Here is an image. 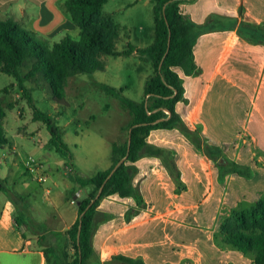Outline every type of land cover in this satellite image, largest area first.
<instances>
[{
  "label": "crops",
  "instance_id": "0c3cea01",
  "mask_svg": "<svg viewBox=\"0 0 264 264\" xmlns=\"http://www.w3.org/2000/svg\"><path fill=\"white\" fill-rule=\"evenodd\" d=\"M143 1L154 6L151 0H132L130 4L121 7L120 13L134 10V7ZM65 2L66 0H0V21L14 20L23 29L37 33L52 42H61L66 37L78 38L81 33L80 29L66 11ZM248 4L254 8L264 9V0H187L181 5L186 18L197 25L198 37L194 46L196 70L191 76L183 75L185 94L177 104L176 111L186 127L195 132L200 141V147H197L193 140L178 128L158 129L152 131L151 134L155 131H163L167 134H169L168 132H179L200 150L214 151V148L223 143L225 138L232 136V131L238 129L242 133L241 141L245 144L243 146L245 151L241 152L242 161L247 163L248 158H256L264 167V18L255 16L250 11ZM105 6L104 12L111 14L105 11ZM111 15L113 16V14ZM129 19L117 23L114 18L123 31L120 42L117 43L118 51H124L128 49L129 45L132 46L130 38L132 26L128 24ZM152 31L151 35L142 34L140 37L142 42L137 37V48H146L153 44L155 23ZM125 38L127 41L123 44ZM146 39L150 42L143 44ZM107 57L104 59L107 63L106 71H108L109 60ZM125 57L138 58L139 53L135 51L129 56L112 58ZM145 59L150 61L151 67V60ZM106 71L96 72L94 75L100 80ZM137 72L139 88L143 89L153 71L145 75L143 82H141L142 72L139 66H137ZM100 82L108 86L104 80H100ZM114 89L118 90V88ZM119 91L124 93L123 88H120ZM19 135L28 139L27 131L19 132ZM10 140L11 145L6 146L9 150L7 156L12 158L13 163L9 162L10 167L6 176H3L0 171L2 179L0 194L9 192L12 185L17 189L21 183V186L29 191L27 194L29 196L31 190L38 191L40 186L45 192L44 195L42 193L37 195L38 202L41 204H33L31 207L35 212L42 211L48 216L44 215L43 222H41L30 217L28 213L26 214L24 212L26 201L22 198L23 196L20 199L24 205H20L10 197L5 199L0 197V264H46L45 246L40 243L45 230L34 232L35 229H32L31 226L46 227L48 228L47 233L59 235L65 234L71 229L79 218V208L74 201L69 203L67 197L76 188V181L70 176L73 172L72 169L63 161H51L53 154L51 155L50 151L54 149L46 147L47 142L35 147L32 151L31 157L35 156L37 161L42 162V168L38 170V174L33 175L20 158L21 153L16 141L11 138ZM153 145L170 149L165 144ZM151 158L145 157L138 161L137 164L142 165L138 167L139 173L147 174L145 167L150 163L148 160ZM63 165L66 170L64 175L71 180L66 181L64 189L60 185L62 177H64L61 175ZM150 166L153 169V163ZM180 168L179 166V170H181ZM20 172L24 173V177L19 180L18 184L15 179ZM41 175L44 176L42 181L33 179V176ZM47 183H52V187H45L44 185ZM212 183L208 182L212 189L208 188L207 196L214 194L216 186L214 181ZM214 202L210 207L217 208L216 215L220 214L222 209L227 211L229 209V212L232 213L238 207V203L235 204L230 197L220 201L216 199ZM136 204V198H122L118 195L105 197L100 202L97 208L99 215L94 238L101 263L109 262L117 256L142 259L147 264H162V258L168 257L169 260L174 258L172 253L175 249L171 244V247H168L167 255L165 253L156 254L155 248L156 245H161V240L164 238L167 242L173 243L172 237L167 234L172 230L169 223H175L177 220L172 216H176L178 212V214L183 213L184 210H187L186 207L181 205L177 207L178 205L174 203L177 209L167 210L166 213H160L150 208L147 211L152 212L155 216L152 215L153 217L151 216L152 218L146 221L133 223L137 218L136 212H133L137 207ZM41 205L43 208L49 209L45 211ZM157 218L165 220L162 229L153 223ZM198 223L197 219L194 225L185 224L182 221L178 224H185L194 230L203 229ZM23 224L30 227L23 228ZM159 229L163 232L160 242L153 241L149 237L145 242L139 240L140 232L148 236ZM200 249L203 258V245ZM206 250L209 252L213 249ZM237 254L240 258L245 257L243 253L242 255ZM202 258L196 263L203 264Z\"/></svg>",
  "mask_w": 264,
  "mask_h": 264
},
{
  "label": "rangeland",
  "instance_id": "374dc122",
  "mask_svg": "<svg viewBox=\"0 0 264 264\" xmlns=\"http://www.w3.org/2000/svg\"><path fill=\"white\" fill-rule=\"evenodd\" d=\"M131 2L132 0H110L105 6V11L113 14L117 23H122L130 18L128 22L132 26L130 38L132 46L136 47L138 44L137 37L142 42L140 37H142L143 33L151 35L153 32L154 6L143 1L140 5L134 7V10L120 13L121 7ZM126 41L125 38L123 44ZM143 42V44H148L150 41L146 39ZM144 57L148 59L147 56H140V54L138 58L107 57L109 59L108 71L101 76L100 80L107 82L108 86L101 83L95 75H79L68 80L60 97L58 96L57 98H55L53 90L44 81L39 80L38 83L33 80L25 81L24 85L32 96L33 104L42 112L48 114L55 124L60 126L65 132L64 140L69 145L73 157L70 161V168L73 171L70 176L74 181L77 180L75 182L76 188L68 194L69 203L74 201L78 206L92 192V186L88 183L91 177L113 166V144L125 145L128 141L129 131L127 126L131 122L132 116L124 107L122 99L125 97L141 102L144 95V87L143 89L139 88L137 66L140 67L142 72L141 82H143L147 73L150 74L153 71L152 63L150 67V61ZM116 63H120L117 64L120 67ZM27 72L28 68H23L21 70L22 76H25ZM106 86L110 90L105 88ZM113 87L118 88V90L112 91ZM120 88L124 89L123 94L119 91ZM6 89L7 93L4 92ZM0 90L3 91L0 103L6 111V118L3 123L9 133V137L16 141L18 145L21 153L20 158L26 163L27 168L28 165L42 164V162L37 161L35 156H31L35 147H39V145L41 146L46 142V147H49L48 143L51 135L47 126L41 121L33 120L34 110L29 100L25 98L15 77L0 74ZM18 131H27L28 139L22 138ZM168 133L155 131L147 138V141L151 144L168 145L170 149L175 151L174 160H176L178 168L179 166L181 167V178L177 181L166 170L159 159L151 158L148 160L150 163L146 164L145 167L147 174L138 172L134 179L140 195L136 198L137 207L133 212H136L135 216L137 218L133 223L146 221L155 216L152 212L147 211L150 208L160 213H166L167 210L173 211L181 205L186 207L187 210H184L181 214L176 212L177 215L172 217L177 221L169 223L172 230H167V234L172 237L171 241L173 243L167 242L166 238L160 239L163 236V232L160 229L165 223V220L161 218H157L153 222L160 229L148 236L140 232L139 240L145 242L147 237L153 241L157 240V242L161 240V245H156V254H166L168 247H171L170 244L172 245L173 249H175L172 253L174 258H170L171 260L168 257L162 258V264H197L199 259L202 258L200 249L202 245L205 250L213 249L216 251L214 256H212L206 250L208 257L213 259V264H255L254 257L251 254L243 253L245 257L240 258L237 253L242 255V252L225 242L226 234L222 228L232 215L229 209L228 211L222 209L220 214L216 215L215 211L217 208L213 209L210 207V205H213L212 203H215L216 199L220 201L223 198L228 199L230 197L235 204L238 203L236 210L245 211L254 207L260 199L264 200V177L256 174V171L264 174V167L256 158H248L247 163L242 161L241 152L245 151V147H243L245 144L241 141L242 133L236 129L231 132L232 136L225 138L223 143L217 145L214 148L215 153L212 154L214 160L209 158L205 151L200 150L185 136H182L181 133ZM8 152L7 147L4 149L0 148V171L3 176L7 175L10 164L13 163L12 158L7 156ZM50 154H53L52 162H59L60 160L67 165L68 158L55 149L50 151ZM124 161H126L125 158L120 159L119 163L121 164ZM119 163L116 165L117 168L120 165ZM152 163L154 165L153 169L150 166ZM137 165L138 167L142 166L141 164ZM162 166L163 168H161ZM65 171L63 165L61 167V175L64 177H62L60 183L62 189L65 188L66 181H71L69 177L64 175ZM23 177V172L18 173L15 182L19 184V180ZM33 179L40 181L37 176H33ZM79 180L86 183H77ZM213 181L216 186L214 194L213 196H207L208 188L212 189L208 182L213 184ZM18 186L15 189L12 185L9 192H2L0 194L1 199L10 197L13 201L15 199L20 205H24L20 199L23 196L22 198L26 201L24 212L28 213L30 217L43 222L44 215L48 216V214L46 215L42 211L35 212L31 205L39 203L37 195H41V193L44 195V190L39 186L40 191L33 189L31 190V195L28 196L29 191L25 190L21 183ZM44 186L52 187V183H47ZM174 203L178 206L176 207ZM41 206L43 208V205ZM43 209L47 211L49 208ZM195 218L198 219V224L203 229L194 230V228L191 229L188 228L189 226H185L187 223L194 225L197 220ZM181 221L185 224H178ZM29 227L27 224H23V228ZM31 228L35 229L34 232L41 229L45 230L40 243L45 248L49 247L53 250L51 253L52 264L74 259L76 256L75 243L73 241H64L63 239L67 235L61 234L63 239H59V234L56 236L47 233L48 228L46 227L42 228L32 225ZM65 243H67V249L63 250ZM64 252H66V256H64ZM202 262L205 264L203 258ZM117 263L119 262L114 257L109 262L101 263L97 258L91 262V264Z\"/></svg>",
  "mask_w": 264,
  "mask_h": 264
},
{
  "label": "trees",
  "instance_id": "16d2710c",
  "mask_svg": "<svg viewBox=\"0 0 264 264\" xmlns=\"http://www.w3.org/2000/svg\"><path fill=\"white\" fill-rule=\"evenodd\" d=\"M109 1L66 0V11L81 33L78 38L66 37L61 42H52L37 33L27 31L14 20L0 21V74L10 75L18 80L20 89L34 110L33 120L45 123L51 135L49 147L68 158L69 167L73 157L69 145L64 140L65 132L48 114L33 104L32 96L24 85L25 81H44L57 98L69 79L106 71L107 63L104 59L107 56H129L136 51L147 56L152 63L153 74L145 84L144 99L141 102L125 97L122 99L124 107L132 116L127 126L128 141L125 145L113 144V166L91 177L88 183L92 186V192L78 205L77 222L65 233L66 238L59 236V239L75 243L76 256L72 261L58 264H91L93 259H99L94 238L99 215L97 208L105 197L111 195H119L122 198L139 197L140 191L134 183L139 172V160L145 157L157 158L177 181L180 180L181 172L174 160L175 151L150 144L147 138L152 131L178 128L200 147L195 132L186 127L176 111L177 104L185 94L183 75L191 76L196 70L194 46L198 29L197 25L183 14L181 5L186 0H151L154 4L155 23L153 44L146 48L129 45L124 51H118L117 48L122 27L115 22L111 14L104 12V6ZM248 7L255 16L264 18V9L254 8L251 4H248ZM23 68H28L25 76L21 74ZM105 88L109 89L107 86ZM2 92L0 90V97ZM4 92L7 93V89ZM5 118L6 111L0 103V148L11 145L3 123ZM205 153L214 160V151L205 150ZM123 158L126 161L115 170V166ZM256 172L258 176L264 177V174ZM77 183L86 182L79 180ZM222 229L228 245L244 254H251L255 264H264L263 199L249 210H234ZM66 245L67 243L63 250L67 249ZM203 251L204 263L213 264V259L208 257L207 251ZM52 252L49 247L44 249L46 264H52ZM209 252L214 256L216 251ZM114 259L119 262L117 264H147L142 259L125 256H117Z\"/></svg>",
  "mask_w": 264,
  "mask_h": 264
},
{
  "label": "built area",
  "instance_id": "2783aa9c",
  "mask_svg": "<svg viewBox=\"0 0 264 264\" xmlns=\"http://www.w3.org/2000/svg\"><path fill=\"white\" fill-rule=\"evenodd\" d=\"M42 168V164L38 163L36 165H28V171L33 174V175H37L38 173V170ZM40 181H42L44 179V176L41 175V176H37Z\"/></svg>",
  "mask_w": 264,
  "mask_h": 264
},
{
  "label": "water",
  "instance_id": "95a60500",
  "mask_svg": "<svg viewBox=\"0 0 264 264\" xmlns=\"http://www.w3.org/2000/svg\"><path fill=\"white\" fill-rule=\"evenodd\" d=\"M119 164H120V163H119ZM118 166H119V165H118ZM116 168H117V166H116ZM116 168H115V169H116ZM113 172H114V171H113Z\"/></svg>",
  "mask_w": 264,
  "mask_h": 264
}]
</instances>
